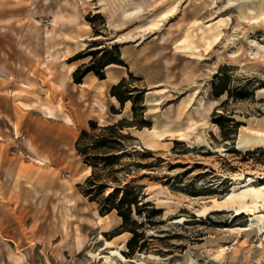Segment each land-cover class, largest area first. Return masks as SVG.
Returning <instances> with one entry per match:
<instances>
[{
    "label": "rangeland",
    "instance_id": "obj_1",
    "mask_svg": "<svg viewBox=\"0 0 264 264\" xmlns=\"http://www.w3.org/2000/svg\"><path fill=\"white\" fill-rule=\"evenodd\" d=\"M252 42L264 47V0H0V264H264V221L243 231L253 217L198 212L264 186V49L254 58ZM119 61L106 82L74 86L77 70ZM123 80L137 120L111 96ZM83 92L97 113L70 106ZM61 99L73 124L42 109ZM118 115L127 138L89 156L104 185L92 202L77 142ZM115 191L137 205L101 232L94 211Z\"/></svg>",
    "mask_w": 264,
    "mask_h": 264
},
{
    "label": "bare ground",
    "instance_id": "obj_2",
    "mask_svg": "<svg viewBox=\"0 0 264 264\" xmlns=\"http://www.w3.org/2000/svg\"><path fill=\"white\" fill-rule=\"evenodd\" d=\"M256 46V52L252 53L251 55L254 58H258L261 55V50L264 49L261 45H259L257 42H252ZM194 56V54H192ZM167 64H171V61L167 60ZM50 70V69H48ZM52 75V73H50ZM113 81H115V78H112ZM102 83V82H100ZM66 79H60L58 82V88L60 91H64L66 88ZM75 87L81 86L82 85H76L74 84ZM100 88H103L102 86ZM51 95V94H50ZM70 97V106L73 109L79 108L81 104L84 105L85 109H88L90 113H97L95 111V107L93 106L94 104L91 103L90 100L86 98V95L84 92L80 94V96H69ZM226 99V95H223L221 99L214 101L210 103V106L207 109V113L210 114L212 113L215 109L216 106L220 104V102L224 101ZM131 105V102H127L126 106L129 107ZM198 107H205V102L204 100H201L198 103ZM42 109L45 111L47 118L48 119H56L58 116V113L66 115V107L61 102L57 104H53L51 102L43 105ZM93 115H89V117H92ZM66 121L69 124H73L74 121L71 117L65 116ZM125 119L124 115H118L115 119V123L119 122L120 120ZM260 137L264 138V131L260 132ZM252 144L251 140H245L241 141L238 144L239 148L244 147L245 145ZM133 148H129L127 150V153L131 152ZM92 171V168L89 166L86 169V174L90 176ZM77 181H79L81 184H84L85 178H78ZM169 202V200H168ZM226 212V211H231L235 212L237 216L241 215H249L253 217L252 219V224L248 228H244L243 231H253V229L258 226V224H262V221H264V186L262 187H255L252 186L251 184H248L243 187L242 190L239 192L233 191L226 199L220 201L218 199H214L210 201L209 204H203L202 207L199 209V214L202 216H207L209 214L215 213V212ZM94 219L91 222L92 224L94 223L97 225L100 229L101 232H108L113 229V227L119 226L122 224V217L119 215H116V211L112 212L109 214L107 217H103L98 210L94 211ZM260 229H264L263 227H260ZM208 253H212V250H209ZM213 254V253H212ZM210 254V255H212Z\"/></svg>",
    "mask_w": 264,
    "mask_h": 264
},
{
    "label": "trees",
    "instance_id": "obj_3",
    "mask_svg": "<svg viewBox=\"0 0 264 264\" xmlns=\"http://www.w3.org/2000/svg\"><path fill=\"white\" fill-rule=\"evenodd\" d=\"M111 65L125 66L124 62L122 61L107 62L106 64L103 65V69L98 70L95 67V62H93V64L91 66L86 67L84 71L82 69H79L75 72L74 82L76 84H81L84 78L89 74H94L98 79L105 80L106 74L104 69ZM125 85H126V80H123L118 85L113 86L111 90V96L116 98L122 106H125L127 102L131 101L133 103L134 118L135 120H137L139 118L138 101L135 100V98L132 95L130 96L129 95L130 93L122 92V89ZM226 91L229 93V91L225 88L219 92H216L215 96L220 97L224 95ZM125 123H127V120H121L117 124L101 128L102 134L100 138L97 140V142L89 144L88 146L82 147V142H84V140L88 138H93L87 132H83L82 136L77 142L78 153L85 158L86 164L92 166L94 171L92 176L89 177L86 182V184L92 188V189H88L86 193V196L90 197L92 202H95L98 198L97 196L94 195L95 192L97 190L99 191L102 190L104 188L103 187L104 185L100 186L98 189L97 187L94 188V185H92L93 180H95V171L97 167L90 163L89 156L95 154L101 156L104 153H110L118 149V147L120 146V140H125L127 138L124 134H122V131L126 127ZM92 129L93 131H95L94 127ZM135 204L137 205L136 202H130L129 196L119 201V191H115L114 194H112L110 197L103 198V200L100 202V214L102 216H105L114 211H117L119 213V216H121L125 222H128L129 217L133 213V205ZM133 233L136 232L133 230ZM132 242L133 240L131 241L130 245H132Z\"/></svg>",
    "mask_w": 264,
    "mask_h": 264
},
{
    "label": "crops",
    "instance_id": "obj_4",
    "mask_svg": "<svg viewBox=\"0 0 264 264\" xmlns=\"http://www.w3.org/2000/svg\"><path fill=\"white\" fill-rule=\"evenodd\" d=\"M89 76H91V74H89L88 76H86L84 80H86ZM106 81H107V79H105V80H99V83H100V82L104 83V82H106ZM80 85L83 86V84H80Z\"/></svg>",
    "mask_w": 264,
    "mask_h": 264
}]
</instances>
